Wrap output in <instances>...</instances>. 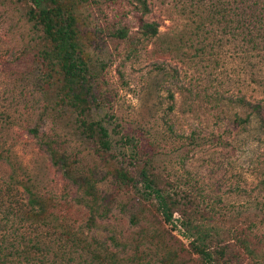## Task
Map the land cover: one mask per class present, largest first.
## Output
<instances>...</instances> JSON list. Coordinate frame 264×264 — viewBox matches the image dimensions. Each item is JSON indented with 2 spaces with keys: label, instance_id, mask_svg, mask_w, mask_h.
I'll return each instance as SVG.
<instances>
[{
  "label": "rangeland",
  "instance_id": "374dc122",
  "mask_svg": "<svg viewBox=\"0 0 264 264\" xmlns=\"http://www.w3.org/2000/svg\"><path fill=\"white\" fill-rule=\"evenodd\" d=\"M183 1L45 0L74 18L88 79V101L74 107L60 97L57 66L40 55L50 45L25 16L28 0H0V242L20 226L21 179L59 222L114 234L117 248L139 243L140 264H204L189 243L194 231L225 248L226 264H264V56L218 29L212 49L196 55L195 16ZM144 22L157 33L144 34ZM81 119L102 122L109 150L85 136ZM46 143L69 175L94 186L93 225L86 189L52 165ZM140 166L176 199L170 222L151 194L115 180L119 167L136 179Z\"/></svg>",
  "mask_w": 264,
  "mask_h": 264
},
{
  "label": "trees",
  "instance_id": "16d2710c",
  "mask_svg": "<svg viewBox=\"0 0 264 264\" xmlns=\"http://www.w3.org/2000/svg\"><path fill=\"white\" fill-rule=\"evenodd\" d=\"M44 1L28 0L29 6L25 16L29 21H33V27H38L43 38L48 40L50 48L41 49L40 55L47 60L51 70L56 65L58 74L63 78L61 99L67 98L69 102L71 101V105L80 107L88 101L86 84L88 79L84 63L79 58L74 18L70 11L64 10L65 8L57 5L48 6ZM53 1L48 0V2ZM185 1L188 11L195 16L196 24L192 26V32L198 37V45L194 49L196 55L206 54L212 49L213 46L210 44L212 39L210 41L209 37L214 36V30L218 29L222 35L229 33L234 39L238 37L246 51L256 50L264 56V0H184L183 2ZM139 6L142 12L147 11L142 4ZM141 27L147 36L157 33L155 22H144ZM83 110L84 107H81L80 113ZM79 122L85 136L95 139L101 149L109 150L108 132L100 120L81 119ZM46 151L52 165L61 167L63 177L71 185L86 189L83 205L89 209L88 225H93L94 218L100 216L97 215L99 212L96 207L94 186L86 182L87 180L82 181L69 175L66 170V158L50 143H46ZM144 167L138 168L136 179H133L124 168L119 167L114 173V178L119 184L133 188L143 198L151 194L156 199L163 221L170 222L176 199L172 198L169 203L168 194L163 193L152 178V173L147 172ZM17 183L26 191L27 196L19 216L20 226L15 228L14 235L8 242L5 239L2 240L4 242H0V264H140L138 260L134 261V252L137 251L139 243L130 246L131 242H124L120 248H117L115 246L117 236L114 234L100 239L94 234L84 233L80 227H72L66 222L61 223L56 215L45 211L43 200L32 190L33 185L21 179L17 180ZM180 215L184 217L180 220L184 228H191L190 220L186 218L183 210H180ZM48 227L49 231H46ZM195 232L197 231H194L189 243L202 263L228 262L229 258H221L225 250L223 246L214 248L208 244L207 232L202 231L197 234ZM105 239H110V243ZM86 240L88 242L82 244ZM161 258L155 260L160 263L164 260L168 264L172 263L169 258Z\"/></svg>",
  "mask_w": 264,
  "mask_h": 264
}]
</instances>
